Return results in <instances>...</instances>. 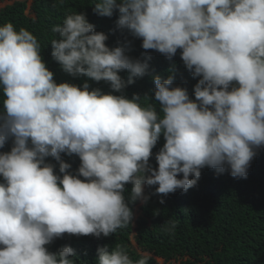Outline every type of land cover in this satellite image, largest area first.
Segmentation results:
<instances>
[{
  "label": "clouds",
  "instance_id": "obj_1",
  "mask_svg": "<svg viewBox=\"0 0 264 264\" xmlns=\"http://www.w3.org/2000/svg\"><path fill=\"white\" fill-rule=\"evenodd\" d=\"M93 10L118 11L117 27L141 39L125 42L131 52L171 60L180 50L199 78L195 98L174 84L175 65L166 78L153 76L159 110L150 94L129 98L124 90L149 73L151 56L106 43L85 12L55 25L51 41L65 73L89 78L82 85L54 79L30 30L0 25V149L12 144L0 151V264H87L89 249L97 264H134L123 247L95 244L126 226L139 200L133 246L148 186L163 196L187 191L205 167L246 178L264 147V0H97Z\"/></svg>",
  "mask_w": 264,
  "mask_h": 264
},
{
  "label": "trees",
  "instance_id": "obj_2",
  "mask_svg": "<svg viewBox=\"0 0 264 264\" xmlns=\"http://www.w3.org/2000/svg\"><path fill=\"white\" fill-rule=\"evenodd\" d=\"M3 1L10 0H0ZM97 0H32V11L36 21L26 17V2L15 1L0 13V25L12 22L17 30L27 28L38 39L41 45V55L47 66L54 72V79L59 83L71 81L82 85L86 76L72 77L65 73L52 58L51 41L58 38L52 31L55 25L62 24L68 14L85 12L89 22L93 23L97 31L108 35L106 43H116L115 46L126 47L127 54L133 58H143L145 54L151 56L149 73L138 77L135 82L124 90L131 98L134 93L150 94L154 101L155 84L153 76L160 74L165 78L169 69L175 65V85L187 87L190 96L194 97V85L198 77L185 67L180 50L169 60L155 50L131 52L125 42L129 39L139 45L140 38L133 37L126 29L121 30L116 25L118 11L112 17L101 16L94 12ZM108 44V45H109ZM122 77L127 80L129 74ZM91 87H100L110 91V86L104 81H89ZM118 94V93H117ZM146 102L150 97L142 98ZM3 94L0 92V108H2ZM155 102V101H154ZM157 110H159V102ZM165 143L161 135L157 145L153 148L150 163L158 167L155 154ZM9 142L0 151H10ZM48 161L58 164L53 158ZM195 186L187 191L178 189L167 196L155 194V187L148 186L146 194L150 199L143 205L136 220V241L142 251L151 256L140 254L131 244L134 220V206L139 202L130 203L133 211L132 220L124 227L109 236H105L95 244L96 249L108 246L113 249L118 245L123 247L134 262L146 258V264H157L156 257L165 261L181 260L180 264H264V147L257 150L248 169L246 178L233 177L230 172L219 174L216 169L205 167ZM182 173L180 177L182 178ZM125 196L130 195L132 185L129 183ZM163 199V203H161ZM175 228L171 229V225ZM65 239H77V235L64 234ZM87 264H97V253L89 249L85 258Z\"/></svg>",
  "mask_w": 264,
  "mask_h": 264
},
{
  "label": "rangeland",
  "instance_id": "obj_3",
  "mask_svg": "<svg viewBox=\"0 0 264 264\" xmlns=\"http://www.w3.org/2000/svg\"><path fill=\"white\" fill-rule=\"evenodd\" d=\"M15 1H25L26 2V13H25L26 17L28 18V20L36 21L35 15H34V13L32 11V0L3 1V2L0 3V13L5 11L7 9V7L12 5ZM135 216H138L137 212H136ZM132 243H133V246L138 249V246H137L136 241H135V237H133ZM142 254L146 255L147 253L146 252H142ZM156 261H157V264H168V263H165L164 260H162L160 258H157ZM180 262H181V260H178L174 264H180Z\"/></svg>",
  "mask_w": 264,
  "mask_h": 264
}]
</instances>
